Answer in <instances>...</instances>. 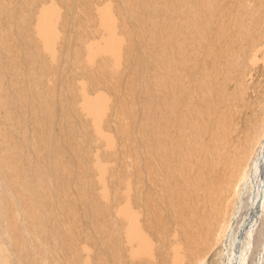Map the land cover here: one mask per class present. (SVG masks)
Listing matches in <instances>:
<instances>
[{"label":"rangeland","instance_id":"obj_1","mask_svg":"<svg viewBox=\"0 0 264 264\" xmlns=\"http://www.w3.org/2000/svg\"><path fill=\"white\" fill-rule=\"evenodd\" d=\"M26 1L0 2H13L14 10L19 12V8L20 11L25 8L28 14ZM34 4L32 25L37 27L41 13L47 12L53 33L52 48L47 59H42L43 68L29 70L24 76L30 77L34 72L40 74L44 84L38 89L43 101L49 105L41 108L34 100L29 101L28 107L19 103L17 116L24 117L29 146L38 145L37 135L40 134L43 142L51 141L52 149H44L40 141L42 150L37 157L35 152L27 150L22 139L12 140V147L17 142V150L24 152L23 157L15 155L17 150L13 154L22 172L26 193L6 196L5 186L9 183L0 182V264H121V250L127 243L123 239L121 221L124 182L132 181L133 184L137 175L139 144L136 134L144 116L151 115L155 98L154 54L165 51L168 29L181 22L179 19L185 17L191 5L186 4L183 13L174 15L175 0H36ZM125 7L133 8L136 15L126 18L127 14L121 13ZM197 8L195 6L193 10ZM104 23L113 25L115 34L111 39L114 41L110 44L121 43L117 52H102L109 33ZM13 24L17 26L19 20ZM33 34L37 38L46 37ZM22 45L26 47L27 43ZM258 66L262 73L253 70L252 76L249 73L242 82L249 97L246 98L250 101L249 110L253 112L249 133L245 136L244 127H241L236 143L231 144L232 148H237L236 155L230 157L225 169L224 165L219 169L220 173L226 170L228 179L229 171L234 168L231 199L236 202L238 198L239 206H234V215L230 216L228 227L221 236L219 227L223 232L224 226L218 224L215 243L206 239L197 252L188 255L182 250L176 259L171 254L172 258L168 260L163 253L159 264L230 263L231 240L249 213L253 194L243 189L244 180L239 169L241 173L253 172V160L261 140L264 142L262 59ZM7 72L10 71L7 69ZM11 75L8 73L7 77L11 78ZM8 78L5 86L9 84ZM0 104L3 105L0 111L1 142V138L12 139L15 133L4 120L11 105L1 97ZM57 140L71 142L70 149L74 154L64 156L66 167L59 166L60 155L57 157L52 153L58 151L55 149ZM3 149L0 143V153ZM241 159H245L243 164L239 163ZM54 189L58 192H53ZM24 197L33 205V222L27 214L23 215L24 209H30L23 202ZM57 199L59 206L52 207L53 204L45 202H56ZM4 204L6 207L2 208ZM12 214L15 221L11 219ZM263 216L254 241L246 246L248 252L245 251L242 264H259L264 255ZM45 218L53 219L48 225L46 240L38 234ZM122 242L125 243L122 245ZM170 242L177 243L174 239ZM262 261L264 264V259Z\"/></svg>","mask_w":264,"mask_h":264},{"label":"bare ground","instance_id":"obj_2","mask_svg":"<svg viewBox=\"0 0 264 264\" xmlns=\"http://www.w3.org/2000/svg\"><path fill=\"white\" fill-rule=\"evenodd\" d=\"M35 1H26L28 14L25 8L23 11L19 8V12L14 10L13 2H0V97L11 105L4 120L15 133L12 139L5 137L0 142L4 148L0 153V182L9 183L5 186L6 196L26 193L22 172L13 154L19 144L15 142L12 147V140L22 139L27 150L35 152L37 157L44 140L38 134V145L29 146L24 117L17 116L19 103L28 107L29 101L34 100L41 108L49 105L38 89L44 84L40 74L34 72L30 77L24 76L29 70L40 71L45 64L42 59H47L52 48L53 33L47 12L41 13L37 27L32 25ZM188 3L191 6L185 17L168 29L165 51L154 54L155 98L151 115H145L141 125H137V175L133 184L132 181L124 182L121 221L123 239L127 243L121 250V264H159L163 253L168 260L176 259L182 250L188 255L197 252L206 239L215 243L218 224L224 226L223 232L219 227L221 236L230 216L234 215V206L240 204L238 198L237 203L231 199L234 168L229 171L228 179L226 170L220 173L219 169L221 165L225 169L230 157L236 155L237 148H232L231 144L236 143L241 127H244L245 136L249 133L253 112L249 110L250 101L246 99L247 91L242 82L249 73L252 76L253 70L263 71L258 64L261 59L264 62V0H195L194 3L175 0L174 15L183 13ZM195 6L198 8L193 10ZM124 10L121 13H126V18L136 15L133 8L125 7ZM18 20L19 24L14 26ZM104 24L109 33L102 52H117L121 43L110 44L114 41L111 39L115 34L113 25ZM33 33L46 37L37 38ZM8 73L12 74L11 78L7 77ZM6 78L9 80L7 86ZM257 86L258 82L254 84L255 88ZM2 106L0 104V111ZM16 123L22 127H17ZM261 142L253 160V172L241 173L239 169L244 180L243 189L253 194L249 213L231 240L229 264H242L246 246L254 241L264 214V142ZM50 143L43 142L42 146L52 149ZM70 144L67 140H57L55 149L58 151H51L57 157L60 155L59 166L66 167L64 156L74 154ZM23 153L19 149L15 155L23 157ZM244 161L241 159L239 163ZM22 199L30 208L24 209L23 215L27 214L33 222V205L26 197ZM45 202L53 204L52 207L60 205L59 199ZM11 219L15 221L13 214ZM52 223L53 219L45 218L44 225L39 227L38 234L44 240L48 238V225ZM173 239L176 244L170 242ZM260 259L259 264H262L263 254Z\"/></svg>","mask_w":264,"mask_h":264}]
</instances>
